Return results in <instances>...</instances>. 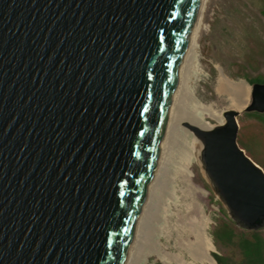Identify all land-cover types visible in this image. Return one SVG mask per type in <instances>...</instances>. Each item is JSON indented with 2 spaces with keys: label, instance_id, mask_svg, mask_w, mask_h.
I'll list each match as a JSON object with an SVG mask.
<instances>
[{
  "label": "water",
  "instance_id": "obj_1",
  "mask_svg": "<svg viewBox=\"0 0 264 264\" xmlns=\"http://www.w3.org/2000/svg\"><path fill=\"white\" fill-rule=\"evenodd\" d=\"M201 0H0V264H127ZM245 112H264V83ZM184 126L234 223L264 228L237 117Z\"/></svg>",
  "mask_w": 264,
  "mask_h": 264
},
{
  "label": "rangeland",
  "instance_id": "obj_2",
  "mask_svg": "<svg viewBox=\"0 0 264 264\" xmlns=\"http://www.w3.org/2000/svg\"><path fill=\"white\" fill-rule=\"evenodd\" d=\"M204 9L190 88L198 105L223 115L236 110L230 97L217 90L219 70L247 85V104L252 81L264 83V0H207ZM236 112V144L264 173V112ZM198 119L208 127L224 122L203 110ZM175 137L150 209L156 252L143 264H217L215 259L219 264H264V228L245 230L234 223L196 161L197 140L188 131L184 139ZM203 222L211 263L191 254Z\"/></svg>",
  "mask_w": 264,
  "mask_h": 264
},
{
  "label": "bare ground",
  "instance_id": "obj_3",
  "mask_svg": "<svg viewBox=\"0 0 264 264\" xmlns=\"http://www.w3.org/2000/svg\"><path fill=\"white\" fill-rule=\"evenodd\" d=\"M206 1L207 0H201L199 14L197 16L193 34L189 43V48L184 59L177 88L173 97L168 125L166 127L163 142L161 145L159 159L157 161L156 169L150 183L147 198L145 200L140 215V220L138 221L137 228L133 237V242L128 256L127 264H143L147 255L156 252L154 247V238L152 236L153 230L151 227V219L153 217V213H151L150 209L152 207V199L155 195V190L157 188L158 177L159 175H161V172L164 168L163 162L166 159L165 156L167 155V152L169 151V144L172 145L171 143L173 142L172 140L175 136V140L177 139V137L184 139L185 131H188L187 128L184 127L186 125L195 126L201 129L211 128L204 125L202 120L200 123H198L199 110L208 112V114L217 121H221V119L223 118V115L216 114L209 110V108L198 105L190 88V82L193 76V70L195 68V52L198 47L197 39L202 29L203 9L205 7ZM217 90L220 93L227 94L230 97L231 106L236 111H241L248 105L247 85L244 82H235L230 80L220 70L219 77L217 79ZM177 124L183 127L181 128ZM176 143L177 142H175L174 144ZM178 143L180 145V142ZM183 150L187 154L186 148H184ZM197 238L198 243L193 249V252L191 253L192 257L200 262L211 263L212 259L207 253V248L210 246V242L205 233L204 222L203 225L199 228Z\"/></svg>",
  "mask_w": 264,
  "mask_h": 264
},
{
  "label": "trees",
  "instance_id": "obj_4",
  "mask_svg": "<svg viewBox=\"0 0 264 264\" xmlns=\"http://www.w3.org/2000/svg\"><path fill=\"white\" fill-rule=\"evenodd\" d=\"M252 82H253V83H261V82L258 81V80H255V81H252ZM253 83H252V84H253ZM218 259H219V258H218ZM219 260H220V259H219ZM215 261L217 262V264H219L217 259H215Z\"/></svg>",
  "mask_w": 264,
  "mask_h": 264
}]
</instances>
